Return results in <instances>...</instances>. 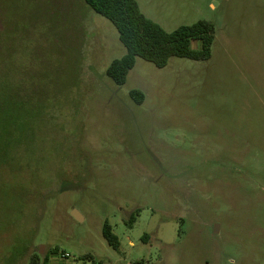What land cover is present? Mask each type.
Masks as SVG:
<instances>
[{
  "label": "rangeland",
  "instance_id": "obj_1",
  "mask_svg": "<svg viewBox=\"0 0 264 264\" xmlns=\"http://www.w3.org/2000/svg\"><path fill=\"white\" fill-rule=\"evenodd\" d=\"M135 1L167 33L210 23V59L117 86L83 0H0V264H264V0Z\"/></svg>",
  "mask_w": 264,
  "mask_h": 264
},
{
  "label": "trees",
  "instance_id": "obj_2",
  "mask_svg": "<svg viewBox=\"0 0 264 264\" xmlns=\"http://www.w3.org/2000/svg\"><path fill=\"white\" fill-rule=\"evenodd\" d=\"M83 2L116 29L118 40L126 51L125 55L113 61L106 71L107 77L117 86L125 83L137 58L162 69L173 57L193 61H208L211 57L214 30L208 22L199 21L167 33L141 13L135 0H83ZM193 41L199 42L198 50L190 48ZM130 97L136 104H141L144 100L143 94L138 91L130 92ZM9 100H11L9 103L5 102L6 107H14L13 100ZM3 105L4 103L0 105V109ZM131 221H134L133 216ZM102 235L107 244L117 251L118 239L107 224L103 227ZM47 262L48 258L45 257L43 264Z\"/></svg>",
  "mask_w": 264,
  "mask_h": 264
},
{
  "label": "water",
  "instance_id": "obj_3",
  "mask_svg": "<svg viewBox=\"0 0 264 264\" xmlns=\"http://www.w3.org/2000/svg\"><path fill=\"white\" fill-rule=\"evenodd\" d=\"M73 216H74L76 219L80 220V217H79V215H78V214H76L75 212L73 213Z\"/></svg>",
  "mask_w": 264,
  "mask_h": 264
},
{
  "label": "built area",
  "instance_id": "obj_4",
  "mask_svg": "<svg viewBox=\"0 0 264 264\" xmlns=\"http://www.w3.org/2000/svg\"><path fill=\"white\" fill-rule=\"evenodd\" d=\"M63 257H67V255H63Z\"/></svg>",
  "mask_w": 264,
  "mask_h": 264
}]
</instances>
